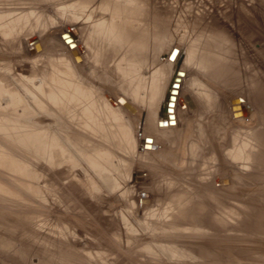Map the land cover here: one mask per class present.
Returning a JSON list of instances; mask_svg holds the SVG:
<instances>
[{
	"label": "rangeland",
	"instance_id": "374dc122",
	"mask_svg": "<svg viewBox=\"0 0 264 264\" xmlns=\"http://www.w3.org/2000/svg\"><path fill=\"white\" fill-rule=\"evenodd\" d=\"M71 1L0 5L39 21L20 42L0 30V127L28 130L23 141L0 129V264H264V167L228 154L257 118L264 0H107L123 11L95 0L76 15ZM98 21L132 37V63L90 57ZM74 72L110 100L118 118L106 125L125 131L86 134L90 155L66 111L43 101ZM235 104L245 116L232 117Z\"/></svg>",
	"mask_w": 264,
	"mask_h": 264
},
{
	"label": "bare ground",
	"instance_id": "6f19581e",
	"mask_svg": "<svg viewBox=\"0 0 264 264\" xmlns=\"http://www.w3.org/2000/svg\"><path fill=\"white\" fill-rule=\"evenodd\" d=\"M93 1H95V0H72L70 4H71L73 11H74V14H75L78 12L82 13L84 11H87L88 7H90V5L92 4ZM41 2H42V0H0V5L1 4L3 5L4 3H6L10 6L9 3H15L17 5V7L23 8V5H25L26 3L30 4V7H33L35 5L40 4ZM98 5H100L101 8H105V7L107 8L108 7L109 9H111L113 11H116V10L123 11V9H122L123 7L121 6L120 3H116V2H112V1L102 0V1H100V4H98ZM110 7H112V8H110ZM22 8L21 9L17 8L18 9V10H16L17 14H14L15 16H13V17L11 15L10 11L0 10V30L3 33V36L5 37V39L2 41L5 42L6 40H8L12 36H14L20 42L21 36L24 35L23 34L24 30L26 31V28H27L26 26L30 25L28 23H33L34 25H32V27L38 26L39 21L38 20H35V22L33 21L34 20L33 19L34 18L33 12L28 13V12H26V10H22ZM130 22H132V21H130ZM125 23H126V20H125ZM34 27L31 29L34 30ZM87 28H89V27H87ZM91 28L92 29L89 31V35H88L89 36L88 37V45L90 47V51H93V52L91 53L92 55H90V57L94 58L95 61H101L102 60L103 62L107 63V62H109V60H112V59L116 58L118 55H121L122 59L124 58L126 61H129L132 63V61L134 60V54L132 52H130L129 48H126V46H125V43H127L129 38H132V37H130V35H128V33H125L122 29L118 28L117 25L114 24V21H111V22L98 21L96 24L94 23V25H91ZM84 32H85V30H84ZM86 32H88V29L86 30ZM22 45H23V43H22ZM222 46L223 45H221V44L218 45V47H221V48H222ZM125 48H126V51H125ZM90 51L87 50V52H90ZM221 53L222 52L214 53V57H217L216 58L217 62H214V65L219 64L218 59L219 60L220 59L226 60L227 55H228L227 51H225L224 54H221ZM86 54H88V56H89L90 53H86ZM85 57L89 58L87 56H85ZM71 59L73 60V62L75 64H77V61L74 58H71ZM119 60H120V58H119ZM103 62H101V63H103ZM115 65L118 66L117 63ZM129 66L131 67L132 65L130 64ZM58 67H59V65H58ZM62 67L61 68L59 67L61 71H62ZM262 67H263V65H261L260 63H259V65L254 63V67H253L254 70L253 71L255 73H260L262 71ZM217 68H218V66H217ZM88 69H89L88 71L91 72L92 69H90V68H88ZM53 71L51 73H53ZM68 72H69V70H68ZM57 73L58 72H56V74ZM73 75H74V78L71 79V81H68V84H70L69 87L65 86L66 87L65 89L62 87H53L52 83H51L52 88L50 87L51 85H48V87H46V88L44 86L45 89L49 88V89H47L48 91H45L44 88H41L40 92L41 91L46 92V93H44V94H46L45 95L46 98L42 94V96L44 97L43 101L44 100H46V102H47V100H51L52 102L55 101L57 103L55 104L54 108H56V106H58L59 109L61 110V113L62 112L64 113V111L67 112V113L66 112L64 113V117L67 114L68 117H66V119L69 118L70 124H73L75 126V128L77 129L76 132H79L80 137L78 134L77 135L73 134V135L78 136L79 139H81L80 143H82L81 141L85 142L86 139L83 140V138L88 133H91L90 135L92 138L94 136L93 134L96 132L98 134H100L101 136L104 135L106 137H110V136L114 135V133H116V132H118L119 135H123V133H125L124 129H116L115 130V129L108 127L106 125L108 120H110V119L116 120V118H118L117 114L115 113L114 109L111 106L110 100L102 97V95H100L101 92L98 93L99 96H101V98L98 96V97H96L97 99H94L95 97H93V96H95V94L93 95L91 93V91L89 90L91 87L88 90L86 87V86H89L90 84L86 83L87 85L84 87V85L81 83L82 80L78 79L77 73L74 72ZM73 75H71V76L73 77ZM49 76L51 77V75H49ZM52 76H53V74H52ZM55 77H56V75H55ZM60 77H63V76H60ZM58 79H60V78H58ZM54 80H56V79H54ZM69 80H70V78H69ZM52 81L53 80L49 81V84ZM58 81H55V82L58 83ZM172 83H173V81H172ZM263 86H264L263 80H261V79H256V80H253L251 82V87H250L251 91H253V93H255V95L253 97V103L257 106V118L255 119V122L251 125L244 126V129H243L244 131L243 130L241 131V132H243V135H244L243 137H239V138L234 137L232 139V146L233 147H230L231 145L225 146V147L229 146L231 148V150L229 148L228 154L231 157H233L234 159H237L238 161H240L242 166H244V167L245 166H248L251 168L264 167V103L261 102V100H262L261 99V90H262ZM95 93H96V90H95ZM40 96H41V94H39V92H38L37 99H39L42 102V100H41L42 96L41 97ZM96 96H97V93H96ZM179 98L180 97L178 96L176 101L174 102V107L172 106L173 104H170L173 108V114L176 113V111H177L178 100H180ZM59 100H62V101L67 100V101L65 104H62V102L58 103ZM187 100H188L189 104L192 106V102L190 101V99L187 98ZM51 101H49V102H51ZM67 102H70V103H67ZM47 103L45 104L42 102V106L49 107L50 104H52V103H49V106H48ZM52 105H54V104H52ZM124 105L127 106L129 104L127 102H125ZM245 106H248V105L235 104V105L231 106L232 117L234 119H237L240 116H245L246 111H243V107H245ZM62 110H64V111H62ZM245 110H248V108H246ZM171 111L172 110L170 108L169 112H171ZM172 117L173 116H171L170 118H172ZM72 128H73V126H72ZM0 129L4 132H8V133L13 131L14 133H16L17 137L19 134L20 138L23 141L28 139V130L27 129H21L17 125H13L11 123L5 122L1 125ZM70 135H72V134L70 133ZM81 135H83L82 138H81ZM90 135L88 134V136H90ZM77 139L78 138H76V140ZM233 140H234V143H233ZM87 142L88 141H86V143ZM89 142L87 144L86 143H84V144L89 145ZM84 144H83V146H85ZM89 146L92 147V150L89 153L85 152L88 155L93 154V149H94V146L92 144ZM90 147H88V148H90ZM258 170H260V169H258ZM252 175H253V173H252ZM255 176H254V178H255ZM221 180L222 179H220L219 181L221 182ZM214 181L216 182V181H218V179L217 180L214 179ZM212 186H214V184ZM178 194H180V193H178ZM181 194H182V198L185 194L187 195V193H181ZM215 195H216L215 193H212V196H215ZM178 196H175L177 198H176V200L174 198V201L177 202L180 199V198H178ZM182 200L184 201V199H182ZM171 201H173V199ZM191 208H195V207L194 206L192 207L190 205V209ZM180 211L192 212V211H189V208H186V207L181 209Z\"/></svg>",
	"mask_w": 264,
	"mask_h": 264
}]
</instances>
